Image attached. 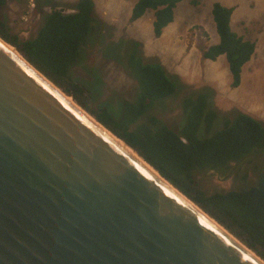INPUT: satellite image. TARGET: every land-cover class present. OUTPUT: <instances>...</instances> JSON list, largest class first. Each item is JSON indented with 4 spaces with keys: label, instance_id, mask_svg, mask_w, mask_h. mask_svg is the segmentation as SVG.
Masks as SVG:
<instances>
[{
    "label": "water",
    "instance_id": "95a60500",
    "mask_svg": "<svg viewBox=\"0 0 264 264\" xmlns=\"http://www.w3.org/2000/svg\"><path fill=\"white\" fill-rule=\"evenodd\" d=\"M28 64L0 41V264H264Z\"/></svg>",
    "mask_w": 264,
    "mask_h": 264
},
{
    "label": "trees",
    "instance_id": "16d2710c",
    "mask_svg": "<svg viewBox=\"0 0 264 264\" xmlns=\"http://www.w3.org/2000/svg\"><path fill=\"white\" fill-rule=\"evenodd\" d=\"M179 1L137 0L129 19L134 21L147 9H153V33L159 36L173 21ZM8 2L0 0V9ZM47 5L51 9L31 38L11 32L0 15V38L264 260V166L255 184L223 192L204 191L196 178L205 170L222 172L230 163L240 162L264 148V121L238 111L215 128L217 112L208 101L209 88L203 87L181 100L183 123L178 130L162 123L151 110L161 99L174 95L179 87L160 63L144 61L138 55L135 41L126 58L134 82L132 97L121 100L117 114L105 105L95 104L87 89L70 76L97 21L94 1L76 0L69 12L56 7L52 0ZM232 11V7L220 2L212 4L219 41L203 49L202 57L214 60L224 54L231 72V86L236 87L241 83L243 65L255 51V42L232 30Z\"/></svg>",
    "mask_w": 264,
    "mask_h": 264
},
{
    "label": "rangeland",
    "instance_id": "374dc122",
    "mask_svg": "<svg viewBox=\"0 0 264 264\" xmlns=\"http://www.w3.org/2000/svg\"><path fill=\"white\" fill-rule=\"evenodd\" d=\"M75 1L52 0L65 12L71 11ZM93 1L97 21L70 76L87 89L95 104L105 105L117 114L121 100L132 97L134 82L126 58L135 41L138 55L144 61L160 63L179 87L174 95L161 99L151 110L162 123L178 130L183 123L181 100L203 87L209 88L208 101L217 112L215 128L238 111L264 121V20L261 21L264 0H236L235 8L240 13L256 7L259 15L253 24L259 35L255 51L243 65L244 80L236 87L231 86V72L224 54L214 60L202 57L203 49L208 47V37L210 45L219 41L212 4L216 1L226 4V0H180L174 8V21L159 36L153 33V9L130 21L131 9L137 0ZM47 2L35 0V6L28 9L27 0H9L0 9L1 19L11 32L21 38H31L41 26L44 14L51 9ZM26 11L28 15L24 19ZM263 166L264 148L240 162L230 163L222 172L205 170L196 178L204 191L223 192L255 184Z\"/></svg>",
    "mask_w": 264,
    "mask_h": 264
},
{
    "label": "crops",
    "instance_id": "0c3cea01",
    "mask_svg": "<svg viewBox=\"0 0 264 264\" xmlns=\"http://www.w3.org/2000/svg\"><path fill=\"white\" fill-rule=\"evenodd\" d=\"M221 4L233 8L231 18H230V25H231L232 30L235 31L238 35L242 36L244 39L256 42L259 36L258 30H256L253 25L256 23L255 21L258 20L259 18V15L256 13V7H249L244 13H240L239 10L235 8L236 0H226V4L224 3H221ZM250 5H252V2H250ZM234 14H236L235 17H234ZM262 20H264V13H263V17L261 18V21ZM210 44H211V41H210V38L208 37L207 46H209ZM242 71H241V83L240 84H242L244 80Z\"/></svg>",
    "mask_w": 264,
    "mask_h": 264
},
{
    "label": "bare ground",
    "instance_id": "6f19581e",
    "mask_svg": "<svg viewBox=\"0 0 264 264\" xmlns=\"http://www.w3.org/2000/svg\"><path fill=\"white\" fill-rule=\"evenodd\" d=\"M0 41L2 44H4L12 53H14L19 59L24 61L29 67H31L28 62H26L25 59L22 58V56L18 53V51L11 46L9 43L5 42L3 39L0 38ZM32 68V67H31ZM34 70V68H32ZM37 72L36 70H34ZM42 75V74H41ZM42 77V76H41ZM45 81H47L54 89H56L60 94H62L66 99H68L72 104H74L78 109H80L85 115H87L92 121H94L100 128H102L107 134H109L114 140H116L120 145H122L126 150H128L132 155H134L138 160H140L143 164H145L149 169H151L156 175L159 173L152 167L150 166L146 161L142 159L140 155H138L134 150H132L130 147H128L121 139H119L117 136H115L112 132L108 131L106 128L103 127L102 124H100L96 119L92 118L90 114L83 109L81 106H79L71 96L66 95L63 91H61L57 86H55L51 81H49L46 77L43 76ZM159 176V175H158ZM161 176V175H160ZM162 177V176H161ZM167 184L170 186V184L167 182ZM172 187V186H170ZM173 188V187H172ZM175 190V189H174ZM176 191V190H175ZM179 193V192H178ZM180 194V193H179ZM183 196L182 194H180ZM185 199L186 197L183 196ZM193 206H195L197 209H199L196 205L191 203ZM200 210V209H199ZM201 211V210H200ZM202 212V211H201ZM218 225V224H217ZM219 226V225H218ZM220 227V226H219ZM221 228V227H220ZM222 229V228H221ZM223 230V229H222ZM226 232L225 230H223Z\"/></svg>",
    "mask_w": 264,
    "mask_h": 264
},
{
    "label": "built area",
    "instance_id": "2783aa9c",
    "mask_svg": "<svg viewBox=\"0 0 264 264\" xmlns=\"http://www.w3.org/2000/svg\"><path fill=\"white\" fill-rule=\"evenodd\" d=\"M28 3V9H32L35 6V0H27ZM28 11L25 12L23 15L24 19H27Z\"/></svg>",
    "mask_w": 264,
    "mask_h": 264
}]
</instances>
